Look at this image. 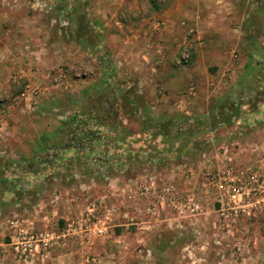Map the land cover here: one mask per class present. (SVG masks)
Here are the masks:
<instances>
[{
    "label": "crops",
    "instance_id": "0c3cea01",
    "mask_svg": "<svg viewBox=\"0 0 264 264\" xmlns=\"http://www.w3.org/2000/svg\"><path fill=\"white\" fill-rule=\"evenodd\" d=\"M30 1L0 2V126L20 132L9 142L13 154H0L1 193L9 187H14L12 192L20 191L26 177L36 180L30 189L38 187L55 173L49 164L42 167V160L48 151L45 147L58 140L42 133H55L58 126L26 115L31 118L35 111L41 113L44 100L55 105L58 86L75 84L82 97L92 94L100 100L104 77L110 76L105 56L111 48L114 54L127 57L130 65L129 90L120 91L127 93L125 109L135 115L134 120L129 115L127 120L148 133L167 127L178 131L173 134L171 153L169 135L151 138L144 131L139 142L133 136L124 142L130 149L128 163L140 159L144 165L137 171L124 174L119 170L112 175L113 196L120 200L116 203L128 202L126 193L152 174H163L172 183L203 196L202 169L216 170L228 164L220 151L224 144L238 166L264 170V73L260 72L264 65V0H153L156 6L151 0H45L56 6V24L52 16L34 11ZM117 18L122 20L121 26ZM185 54L189 56L187 65H177ZM54 82L59 84L53 86ZM244 82L248 87L241 89ZM202 129L207 130L204 139L217 149L206 152L212 158L205 162L190 152L194 149L191 141L181 148L182 141ZM219 130L223 145L217 147ZM235 144L241 148L233 150ZM150 147H155L153 152ZM181 159L192 163L186 176L180 173ZM6 197L2 198L4 205L20 201L15 197L12 203ZM32 206L36 208L38 202L33 201ZM60 207L63 218L72 220L76 215L77 220L85 206L63 200ZM120 216L106 237L75 240L76 245L66 246L59 257L89 255L88 264H94V259L119 264L115 249L135 231L145 250L151 249L163 264H174L181 237L192 233V226L180 232L174 222L141 231Z\"/></svg>",
    "mask_w": 264,
    "mask_h": 264
},
{
    "label": "rangeland",
    "instance_id": "374dc122",
    "mask_svg": "<svg viewBox=\"0 0 264 264\" xmlns=\"http://www.w3.org/2000/svg\"><path fill=\"white\" fill-rule=\"evenodd\" d=\"M154 2L156 3V1ZM117 19L121 26L122 20ZM109 51L105 56L107 59L105 66L108 65L110 67L107 72L110 76L104 77L106 81L102 83L104 94H102L100 100L96 101V97H92V94L82 97L79 90H76L75 84H71L68 87L58 86L55 88L57 92L55 94L58 97L55 105L51 107L44 100V108L41 113L35 111L31 118L30 115H26L28 119L34 117L36 121L46 124L55 123L58 126L55 133L47 131L42 133L43 137H53L58 140L55 145L51 144L45 147L48 151L43 158L44 160H42V167L44 166L43 163H46L50 167L52 166L53 170H56L54 174L50 173V175H47V180L38 185V187L30 189V185H33L36 180L26 177L21 180V183L25 182L22 185L17 182L21 186L20 191L12 192L14 187H9L10 189H6L4 193L0 192V264H88L86 260H88L89 255L86 258L83 256L82 259L74 254L68 259L59 257L58 254L64 248H73L71 245L75 244V239H69L66 242L61 241L63 244L60 243V245L54 246L47 251H39L32 259H25L15 250L18 233L20 231L29 232L31 223L35 224L36 230H44L48 221L53 222L59 228L65 226L71 220L66 219V216L63 218V214L59 210L61 208L60 203L63 200H68L72 205H75L76 202L83 204V207L85 206V216L91 213V206L94 203H99L100 205L97 213H101L102 207L105 205L110 207L115 204L119 208V213L121 214L119 216L122 217L123 212L134 210V208H123L120 203H116V201L120 202V200L115 198V195L113 196L115 189L112 175L119 170H122L124 174L132 170L137 171L144 165L141 164L140 159L128 163L130 159L128 151L130 149L126 148L124 142L132 139H135V141L141 140V138L145 137V131L146 136L151 138L153 136L169 135L170 137L168 138L170 140H167V142H169L171 147L170 153L174 149L175 146L171 144L174 141L173 137L175 135L173 134L176 130L167 127L158 131L151 130L152 133H148V129L144 130L142 127H135L131 121L127 120L129 116L134 120L135 115H130L125 109L124 104L127 100V93H121L120 91L127 90V88L129 90L130 85L128 84L132 81L129 76L130 65L126 63L127 57L124 59L114 54L115 50L112 48ZM111 64H113V67ZM260 72L264 73V65ZM57 84L59 82H54L53 86ZM242 84L243 88L241 89L248 87L247 82ZM262 85L264 87V81ZM131 87L133 88V86ZM137 87L139 89V84ZM7 101L8 103L14 102L11 100ZM206 131V129H202L200 132L197 131L199 134H195L191 139L181 143V148H184V146L189 144L188 141H191V149L194 148L195 150L193 149L190 152H193L194 157L200 155L198 161L203 162L208 161L209 157L212 158V155L209 156L206 153L208 150L212 151L211 153L217 150L211 147L207 139H204ZM189 132L187 131V133ZM221 132V130L218 131L217 147L222 144ZM19 136L20 132L18 129L11 130L10 128L8 130L0 126V154L2 156L7 157L13 154L9 147V142ZM130 136H133L132 139H130ZM149 149V151L153 152L155 147H150ZM179 151L183 152L182 149ZM220 151L222 152V150ZM179 164L183 166L180 173L186 176L192 164L191 160L181 159ZM214 170L215 168L209 171L202 169L203 174L201 177L203 182L207 179L208 174L214 172ZM48 171H46L45 175ZM41 174L44 175V172H41ZM42 177L40 181H43L44 176ZM160 178L171 183L170 179L168 177L165 178L163 174H160ZM176 186L180 190L191 191L188 186L187 188ZM131 190L134 192L132 193L134 196H138L139 193H136V186H132ZM4 194H7L6 199L9 202L14 201L16 197L22 203L18 201L19 205H4L2 201ZM202 195H205L204 192H202ZM57 196L60 197L59 200L57 203H53L52 200H55ZM33 201L38 202L36 208L32 206ZM137 203V206L143 209V216H146L149 207L147 205L142 207L140 201ZM163 214L164 216L172 215V212L168 211ZM74 217L72 220L75 219ZM79 218L81 217L79 216ZM215 221L216 216L210 211L192 227L189 224H178L175 222L177 230H180V232L190 227L191 229L189 228V230L192 233L181 237L178 243L180 254L178 258L174 259V264H264V213L253 220L244 222L241 229L234 235L226 234V232L219 230L218 227L215 228L213 226ZM137 233L135 235L134 231L133 236L122 240L119 243L120 248L115 249L116 256L120 261L119 264H163V260L154 256V252L151 249H149V255L145 253L144 243L141 241L140 233ZM236 243L242 248L241 255L235 248ZM78 249H80L79 246Z\"/></svg>",
    "mask_w": 264,
    "mask_h": 264
},
{
    "label": "built area",
    "instance_id": "2783aa9c",
    "mask_svg": "<svg viewBox=\"0 0 264 264\" xmlns=\"http://www.w3.org/2000/svg\"><path fill=\"white\" fill-rule=\"evenodd\" d=\"M1 1L7 4L16 2V0ZM30 4L34 11L52 16L53 24H56L54 3L31 0ZM63 24L67 26L68 21L64 20ZM188 61L189 56L185 54L177 65H187ZM194 87L193 83L192 93L195 92ZM229 148L227 145L220 148L222 154L228 158V164L208 174L203 197H199L192 191L190 193L188 190H180L176 184L163 180L158 174L148 175L135 184L138 196H134L131 189L127 192L128 202L122 203L121 206L127 209L134 208V210L123 212L122 218L130 226L145 231L153 230L156 224L162 222L184 223L192 226L211 211L216 216V221L213 223L215 228L218 227L226 234H236L244 222L253 220L264 213V170L256 166H238L233 156L229 154ZM240 148L239 144L233 145V150ZM59 198L57 196L52 202L57 203ZM138 201L149 207L148 212L144 210L147 213L146 216L142 214L143 209L137 206ZM91 208V213L86 216L82 214L81 218L69 221L62 228L48 221L44 230H36L35 224L31 223L29 232H19L15 250L21 257L32 259L39 251H47L60 243L63 244L61 241L75 239L87 242L106 237L110 230L116 227L117 217L120 215L119 208L115 204L110 207L105 205L101 213H97L100 209L99 203H94ZM168 211L172 212L173 217L162 218L163 213ZM235 248L241 255L242 248L239 244L236 243ZM145 253L149 255L150 250H145ZM92 262L102 264L97 259Z\"/></svg>",
    "mask_w": 264,
    "mask_h": 264
},
{
    "label": "trees",
    "instance_id": "16d2710c",
    "mask_svg": "<svg viewBox=\"0 0 264 264\" xmlns=\"http://www.w3.org/2000/svg\"><path fill=\"white\" fill-rule=\"evenodd\" d=\"M151 3L154 4V5L156 6V3H155L153 0H151Z\"/></svg>",
    "mask_w": 264,
    "mask_h": 264
}]
</instances>
